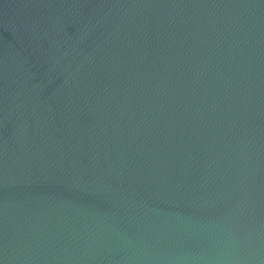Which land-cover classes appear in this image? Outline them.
<instances>
[{
    "label": "water",
    "instance_id": "water-1",
    "mask_svg": "<svg viewBox=\"0 0 264 264\" xmlns=\"http://www.w3.org/2000/svg\"><path fill=\"white\" fill-rule=\"evenodd\" d=\"M229 230L264 238V0H0V264H264Z\"/></svg>",
    "mask_w": 264,
    "mask_h": 264
},
{
    "label": "clouds",
    "instance_id": "clouds-1",
    "mask_svg": "<svg viewBox=\"0 0 264 264\" xmlns=\"http://www.w3.org/2000/svg\"><path fill=\"white\" fill-rule=\"evenodd\" d=\"M224 246L230 254L242 253L245 251H258L264 245V238H253L251 230L241 232L237 230H229L224 241ZM255 246V247H254ZM222 264H247V260L241 256L230 255L222 258Z\"/></svg>",
    "mask_w": 264,
    "mask_h": 264
}]
</instances>
